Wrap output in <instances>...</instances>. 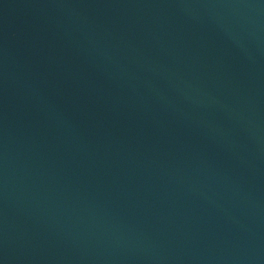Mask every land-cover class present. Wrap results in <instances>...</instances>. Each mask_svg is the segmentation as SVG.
I'll return each mask as SVG.
<instances>
[{"label":"water","instance_id":"95a60500","mask_svg":"<svg viewBox=\"0 0 264 264\" xmlns=\"http://www.w3.org/2000/svg\"><path fill=\"white\" fill-rule=\"evenodd\" d=\"M0 264H264V0H0Z\"/></svg>","mask_w":264,"mask_h":264}]
</instances>
